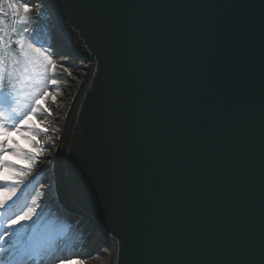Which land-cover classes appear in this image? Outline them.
Masks as SVG:
<instances>
[{"label": "water", "instance_id": "water-1", "mask_svg": "<svg viewBox=\"0 0 264 264\" xmlns=\"http://www.w3.org/2000/svg\"><path fill=\"white\" fill-rule=\"evenodd\" d=\"M34 2L88 64L50 168L93 252L264 264V0Z\"/></svg>", "mask_w": 264, "mask_h": 264}, {"label": "snow or ice", "instance_id": "snow-or-ice-1", "mask_svg": "<svg viewBox=\"0 0 264 264\" xmlns=\"http://www.w3.org/2000/svg\"><path fill=\"white\" fill-rule=\"evenodd\" d=\"M33 3L0 0V264H84L74 247L66 254L55 255L65 232L53 234L43 227L48 205L47 201L40 203L42 192L37 191L21 211L11 213L25 196L26 180L43 151L34 131L48 132L37 116L42 103L51 96L45 90L48 68L55 72L57 67L51 56L31 42L34 37L27 25ZM13 36L17 38L13 40ZM65 71L71 76L68 68ZM57 83V79H51L52 85ZM51 98L55 102L56 97ZM44 111L51 115V109L45 107ZM17 134L29 147L14 139ZM65 226L71 230L70 224Z\"/></svg>", "mask_w": 264, "mask_h": 264}, {"label": "rangeland", "instance_id": "rangeland-1", "mask_svg": "<svg viewBox=\"0 0 264 264\" xmlns=\"http://www.w3.org/2000/svg\"><path fill=\"white\" fill-rule=\"evenodd\" d=\"M25 2H26V0H25ZM43 5L44 4H42V3H39V2L35 3L34 2L33 3V10L31 12V15L33 17H38ZM54 30H55V25L52 27V29H51V31L49 33L50 34L54 33ZM45 42H47L48 46L50 48H52L53 57L58 62V64L68 68V70L72 74H71V76L68 75L67 80L64 82V84H62V85H60L58 87H52V88H50L48 90L51 93V96H49L47 98V100H45L42 103V105H43L44 108L46 107L47 109H51V115H49V117L47 119H45V117H37V119L43 124V126L48 129L47 133L39 132L38 130L34 131V134H36L38 136V138L41 141V146L43 147V151H42V153L40 154V156L38 158L39 162L33 167V172L36 174V182H38L40 184V186H41V189H42V192H43V197H47V194H45V192L49 193L48 189L51 186V184H50L51 182H49V180H51L53 178V173L51 172V168L50 167H51V165L53 166L52 157L54 156V150H55V148L57 146V139L58 138L56 139L54 137L55 133L53 132L52 128L54 127V125L56 123H58V122L60 123V121H61V119L56 115V106L58 105L59 101L65 100V98L70 96L71 91L76 89L77 80H78V77L80 75V73H78L77 71H81L82 70L83 73H84L85 70L83 69V67L84 66L86 67L88 65L85 62H82V61H80L78 59L73 61V59H75V58L71 57L66 52H62V53L56 52L54 54L53 50H54L56 45L52 46L51 39L49 41H45ZM82 82H83V77L81 78V83ZM52 96L56 97L55 102H53V100L51 98ZM62 125H63V122H62ZM61 129H62V127H61ZM49 137H51L52 146H49ZM14 139L19 140L23 147H25V148L29 147L27 142L24 141L23 138H21L19 136V134H17L14 137ZM55 199H57V198H55ZM48 205L49 206L46 209L50 208L51 206H54V202L51 203V204L48 203ZM17 212H19V210L15 209L13 214H15ZM57 216L61 219V217H60V215L58 213H57ZM52 225H54V220L47 221L45 224H43V227L45 229H49V230H51V232H53L52 231ZM61 225L63 226L62 230L66 233L67 227L65 226L66 224L63 222V219H62ZM59 245H60L61 248H59L60 250H58L55 253L56 256L65 254L64 251H69V250L71 251V246H68L69 250H64V246H62L60 243H58V246ZM93 245H94L93 243L91 244V246L89 245V243H87L86 245H81L80 246L81 249L80 250L78 249V250L80 252L82 251L83 253L86 251L85 252L86 256H90L89 255L91 253L90 248H92V247L94 248ZM89 246H90V248H87ZM61 250H63V252ZM96 255H97V253L93 252V254L91 256H96ZM49 264H51V262H49Z\"/></svg>", "mask_w": 264, "mask_h": 264}, {"label": "trees", "instance_id": "trees-1", "mask_svg": "<svg viewBox=\"0 0 264 264\" xmlns=\"http://www.w3.org/2000/svg\"><path fill=\"white\" fill-rule=\"evenodd\" d=\"M5 10H7V5L4 6ZM54 26V19L52 16V13L49 9L48 6L43 5L42 9L39 13L38 17H33L31 13L29 14V23L27 27L29 28L30 35H32L34 38L31 40L37 47L41 49V51L47 55L51 56L54 60V62L57 64V67L55 69V72L52 71L51 67L49 66L48 68V83L46 86V91H48L52 87H58L67 80L68 77V72L65 71V66H61L58 64V62L55 60L53 57L52 49L48 46L47 41L50 37V30ZM23 26H21L22 28ZM17 37L13 36V40H15ZM13 48L16 47L15 44L12 45ZM42 59V58H41ZM57 79L58 83L56 85L51 84V79ZM35 106V105H33ZM38 116L45 117L47 119L49 117V114L44 111V107L41 105L40 112ZM26 188L27 191L25 193L24 197L20 198V203L11 209V213L13 214L15 209H18L19 211L22 210L23 206L26 203H30V198L36 194L37 191L42 192L41 186L38 182H36V174L33 172L31 175L27 178L26 180ZM53 207L49 208L47 211L44 212L42 221L43 223L46 222L47 220L55 219V224H54V233L56 230L60 228V223L62 222V218L60 219L57 214L54 215L52 211Z\"/></svg>", "mask_w": 264, "mask_h": 264}, {"label": "bare ground", "instance_id": "bare-ground-1", "mask_svg": "<svg viewBox=\"0 0 264 264\" xmlns=\"http://www.w3.org/2000/svg\"><path fill=\"white\" fill-rule=\"evenodd\" d=\"M75 60H76V58L73 59V61H75ZM77 72L80 73V75H79L78 80H77L76 89L72 90L70 93V96L65 98V100L59 101L58 105L56 106V115L61 119L60 123L59 122L56 123L54 125V127L52 128L53 132L55 133L54 137L56 139L59 136V133H60V130L62 127V122H63L64 118L66 117V115H67V113L71 107L72 100H73L74 96L76 95V92L78 91L79 85L81 84V78H82L81 76L83 74V71L81 70V71H77ZM50 184H51V186L48 189L49 195H47L49 198L45 197V198H47L45 201H49V202H51L53 200L52 196H50V195H52V193L56 189V187H55L56 183H55V181H53V179L51 180ZM83 229H84L83 226L77 227V222H72L71 223V230L68 229L65 236L63 238H61L58 241V243H60L62 246H64V250H69L68 246H71V250L74 247L80 253V257L84 261V264H110L112 261V248H110L109 246L101 247L95 251L97 253L96 256H91L93 254V250H94L93 247L90 248L91 244L94 241V238H92L93 233H92V231H89V232H87V234H84V236H82V230ZM73 231H74V235L72 237L71 233ZM83 241H84V243L88 242L90 245L89 247H87V248H90V250H91V253L89 254L90 256H86V254H85L86 251L84 253L82 251L81 252L79 251L81 249L80 246L84 245ZM59 248H61L60 245L58 246V249ZM69 251H64V252L66 254Z\"/></svg>", "mask_w": 264, "mask_h": 264}]
</instances>
